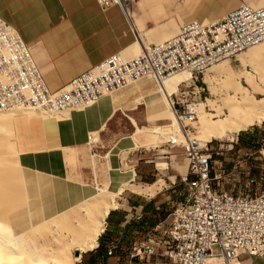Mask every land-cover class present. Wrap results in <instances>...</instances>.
<instances>
[{
    "label": "crops",
    "instance_id": "1",
    "mask_svg": "<svg viewBox=\"0 0 264 264\" xmlns=\"http://www.w3.org/2000/svg\"><path fill=\"white\" fill-rule=\"evenodd\" d=\"M243 4L261 6L264 0H133L127 10L120 5L104 8L99 0H0V16L31 47L49 89L59 91L113 55L135 57L143 47L175 36L188 22H218ZM168 103L163 91L145 79L86 110L73 111L67 119L40 121L33 133L30 151L40 158L38 170L86 189L109 182L106 188L117 193V206L100 237L106 249L113 247L114 264H171L164 255L169 247L165 230L184 201L182 189L188 194L182 182L188 164L186 171L177 166L183 162L178 151H170L167 162L132 152L139 146L135 133L146 132L139 127L163 131L145 126L170 118L173 123L167 127L172 130L166 134L176 130L177 118ZM263 125L240 131L228 149L210 147L216 157L212 177L220 191L256 195L264 190V144L250 147L240 142L241 132ZM91 136H97L95 141ZM243 138L249 139L246 133ZM139 241L159 243L151 261L131 256ZM96 249L85 252L88 260L98 259ZM241 264H264V257L243 255Z\"/></svg>",
    "mask_w": 264,
    "mask_h": 264
},
{
    "label": "built area",
    "instance_id": "2",
    "mask_svg": "<svg viewBox=\"0 0 264 264\" xmlns=\"http://www.w3.org/2000/svg\"><path fill=\"white\" fill-rule=\"evenodd\" d=\"M133 0H99L107 8L120 5L125 10ZM0 112L16 109L22 100L31 101V109H46L50 116L78 111L84 90L89 106L102 97L142 80L160 84L181 72L191 73L171 99L178 129L170 132L172 147H183L188 171L182 177L187 197L173 213L172 225L165 230L169 247L164 255L171 264H241L243 255L264 257V191L233 194L220 191L212 177L213 152L209 143L201 147L190 123L196 113L190 103V88L195 77L217 63L264 43V6L243 4L221 21L184 24L175 36L156 45L145 46L135 57L113 55L101 65L74 79L59 91L49 89L43 71L31 47L15 26L0 16ZM9 43V50H2ZM173 94V95H174ZM68 105V112H61ZM183 138V141L180 140ZM155 241L134 243L131 256L151 261L157 253ZM109 254H113L110 246Z\"/></svg>",
    "mask_w": 264,
    "mask_h": 264
},
{
    "label": "bare ground",
    "instance_id": "3",
    "mask_svg": "<svg viewBox=\"0 0 264 264\" xmlns=\"http://www.w3.org/2000/svg\"><path fill=\"white\" fill-rule=\"evenodd\" d=\"M2 50H9V43H2ZM242 62L247 69L244 67L240 76L252 88L236 85L237 93L230 100H224L222 106L213 105L216 113L212 119L199 108L207 142L237 135L264 121V97L257 96L264 94V43L250 48ZM233 69L228 62L218 66L220 73L234 75ZM190 77L189 72L178 73L164 80L159 89L168 94ZM167 82H173L170 89ZM75 94L80 98L78 110L91 106L84 90ZM65 111L68 106L61 105V112ZM51 117L46 109L32 110L30 100H22L14 110L0 112V264H77L81 259L77 252L99 246L110 211L116 207L117 193L106 192V187L86 189L38 170L42 163L30 151L32 137L38 120ZM186 123L193 128L191 122ZM195 138L201 147L208 144Z\"/></svg>",
    "mask_w": 264,
    "mask_h": 264
},
{
    "label": "rangeland",
    "instance_id": "4",
    "mask_svg": "<svg viewBox=\"0 0 264 264\" xmlns=\"http://www.w3.org/2000/svg\"><path fill=\"white\" fill-rule=\"evenodd\" d=\"M261 6H264V4ZM0 30H4L3 24H0ZM249 50H250V48L248 50H245V51L238 53L236 56L232 57L231 59H225V60L217 63L216 65L211 67L209 70L205 71L204 73L197 75V78L195 77V83H193V85L190 88H187L184 86L180 87L181 90H189L190 91L191 95L189 97V101H190V103L192 102L195 104V106L194 105L193 106L197 112L196 120L191 122L192 126H193L192 130L194 132V135L198 136L199 139L201 138L202 142H204V143L207 142L205 140L206 139L205 138L206 128L202 122H201L202 124L200 123L201 110H199V108H201V109L203 108L202 110L206 112L205 113L207 115L206 117H209L212 119L216 113V109H215L216 107H214L213 105H215V104L218 106L224 105L225 101L229 97H232L237 93V90L235 88L236 85H244L247 88H252L251 85L246 80L241 78V76H240V74L242 72L244 73L245 70L247 69V66L246 65L244 66V63L242 62V56H244ZM224 62H228L234 68L233 69L234 75H230L227 73H220V71H218V66ZM142 81H145V80H142ZM152 82L156 85V83L154 81H152ZM182 82L183 81H181V83ZM138 83H140V82H138ZM138 83H135V84H138ZM171 84H172V82H171ZM156 87L158 89L157 85H156ZM177 90H178V87L175 89H170L168 94L164 93L170 101V103H168V104L169 105L171 104L172 107H173V104H172L171 99H173V98L176 99V95L174 93ZM257 96L258 97H264V94H257ZM75 98H77L76 94H75ZM228 100H230V98ZM66 106H68V105H66ZM78 111H81V110H78ZM65 112H68V111H65ZM71 113H73V112H71ZM71 113H68L67 115L69 116ZM68 116H66V117L52 116L51 119H49L48 121L47 120L42 121L40 119V120H38V122L41 121V123H44V122L47 123V122L53 121V120L67 119ZM172 123L173 122L170 118H166L165 121H163V122H158L156 124H150V125L145 126V127H149V128L150 127L151 128L159 127V128L163 129V131L159 130V131H155L153 133L148 131L147 128L139 127L140 129L146 130V132L135 133L134 140H137L139 142V144H138L139 146H135V149H133L132 152L148 153V154H151L152 159L155 161L167 162L168 161L167 156L171 155L170 151H174V152L178 151L182 154V161L183 162L179 163V165H177V166L184 168L186 171L188 160H187V156L185 154V149L183 147H172V145L168 142V140L170 138V134L169 133L166 134V132H169L172 129H171V127H167V126L171 125ZM175 125H177V122H175ZM203 127H204V129H203ZM167 128H169L170 130L165 131L164 129H167ZM176 129H178V125H177ZM137 130H139V129H137ZM237 135L226 136L223 138H212V140L209 142V148L213 145L215 147L214 149H216V150L217 149L218 150L219 149H221V150L228 149L230 147V145L236 141ZM96 137L97 136L93 137L92 141H95ZM137 138L139 140H140V138H142V140H140L141 142ZM213 158H215L214 154H213ZM73 184L76 185V183H73ZM77 185H80V184H77ZM109 185H110V183L106 182L104 185H102V186L99 185V186H101L103 188V187H107ZM95 188H100V187H95ZM105 191L109 192V193H113V194L116 193V192H113L111 190H106V189H105ZM182 191H183V195L181 197L183 198L185 196V189L183 188ZM117 198L118 197L116 196L115 197L116 201H117ZM180 201H182V199ZM116 206H117V204H116ZM90 251H92V250H90ZM84 254H86V253L85 252L82 253V256L80 257L81 259H79L80 261H78L77 264H85L83 262Z\"/></svg>",
    "mask_w": 264,
    "mask_h": 264
},
{
    "label": "trees",
    "instance_id": "5",
    "mask_svg": "<svg viewBox=\"0 0 264 264\" xmlns=\"http://www.w3.org/2000/svg\"><path fill=\"white\" fill-rule=\"evenodd\" d=\"M248 135L249 139H247L245 141V139L243 138L244 135ZM240 142L243 144H246L248 146H254V147H260L262 146V144H264V125L263 128H259L258 126H255L254 132H241L240 134ZM216 158V157H215ZM264 191V190H263ZM262 192V191H261ZM187 197V193L186 195L183 197L184 200ZM100 241V246L95 250L97 252L98 255V259L95 260H88V254H84L83 256V262L85 264H114V262L111 259V255L109 254V249H106V247L104 246L102 239L99 240Z\"/></svg>",
    "mask_w": 264,
    "mask_h": 264
},
{
    "label": "water",
    "instance_id": "6",
    "mask_svg": "<svg viewBox=\"0 0 264 264\" xmlns=\"http://www.w3.org/2000/svg\"><path fill=\"white\" fill-rule=\"evenodd\" d=\"M76 254L82 256V253L80 254V252H77Z\"/></svg>",
    "mask_w": 264,
    "mask_h": 264
}]
</instances>
